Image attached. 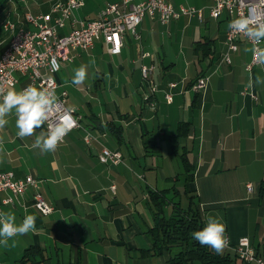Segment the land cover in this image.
<instances>
[{"label": "crops", "instance_id": "0c3cea01", "mask_svg": "<svg viewBox=\"0 0 264 264\" xmlns=\"http://www.w3.org/2000/svg\"><path fill=\"white\" fill-rule=\"evenodd\" d=\"M170 2L177 10L200 9L201 17L181 14L161 24L146 15L137 36L123 34L118 54L95 41L91 49H99L105 58L104 69L96 70L110 85L109 101L98 97L94 87L95 104H66L81 127L72 129L55 153L34 148L35 137L18 138L14 114L7 117L8 124L0 129V171L38 182L0 210L14 212L18 223L34 215L36 231L16 237L14 248L0 246V264H15L30 246L43 252V264H165L166 251L142 255L151 247L147 230L154 225L149 193L161 191L183 207L191 203L202 228L206 216L222 218L230 246L221 254L233 255L238 239L247 237L264 258V85L246 87L249 76L264 75V69H245L251 52L243 40L229 52L230 63L224 61L228 20L210 16L213 0ZM54 3L34 1L33 11L28 4L13 3L1 11L0 20L21 19L27 11L47 12ZM68 30L66 26L60 33ZM9 40L5 34L0 53ZM81 52L74 51L73 59L84 57ZM143 52L151 56L142 57ZM142 64L153 66L158 87L154 109L144 100ZM203 74L209 75L207 87L195 92L191 85ZM17 77L14 88L20 90L28 79ZM172 82L177 86L171 89ZM167 91L173 94L170 102ZM83 129L93 134L91 145L84 143ZM102 146L120 151L122 161H99ZM36 190L53 208L47 215L32 206Z\"/></svg>", "mask_w": 264, "mask_h": 264}, {"label": "built area", "instance_id": "2783aa9c", "mask_svg": "<svg viewBox=\"0 0 264 264\" xmlns=\"http://www.w3.org/2000/svg\"><path fill=\"white\" fill-rule=\"evenodd\" d=\"M83 5V0H56L47 12L35 14L27 11L23 13L21 19H12L7 16L0 22L2 31L10 39L0 53V84L5 88H13L18 82L17 74H20L27 76L26 79H28L24 87L32 84L54 91L59 98L60 110L67 113L72 129L80 128L81 125L74 111L66 105L67 92L55 91L59 87L55 77L61 63L72 60L74 51L77 49L86 51L93 47L95 41L102 40L108 53L118 54L121 51L123 34L129 32L137 36V26L146 15L155 19L157 17L161 24H166L170 19H176L181 14H196L199 18L201 17L200 9L180 6L177 10L170 0L139 2L121 0L120 3H107L93 19L78 21L73 11ZM258 12L264 18V0H213L209 7L212 18L218 19L225 16L228 22L249 13L256 18ZM66 26L69 28L68 32L61 34L60 31ZM239 40L249 44L243 36H238L227 28L225 33L227 52L223 58L226 63H230L229 52L237 50ZM141 56L151 55L149 52H143ZM53 62L59 65L58 70H53ZM256 65H258V57L251 53L250 60L245 63V69L251 71ZM140 71L141 83L146 90L144 100L150 108L154 109L155 101L152 98L158 91V87L152 78L153 66L142 64ZM208 81L209 75L203 74L191 85L192 89L195 92H202L206 89ZM176 86L177 84L172 82L168 87L172 89ZM164 96L168 102L172 101L171 91H167ZM83 130H85L84 143L91 145L93 134L87 129ZM121 154L118 150L102 146L97 156L101 162L118 164L122 161ZM37 182L32 176L17 178L12 171H0V194L9 193L0 198V205L18 202V198L27 188H37ZM246 187L247 190H252L251 184H247ZM110 188L114 190L115 186L111 185ZM32 206L43 215L49 214L53 209L38 190L33 194ZM229 242L228 238L226 247L230 246ZM234 250L237 257L245 264H264V258L255 253L247 237L239 238Z\"/></svg>", "mask_w": 264, "mask_h": 264}, {"label": "clouds", "instance_id": "9594fccd", "mask_svg": "<svg viewBox=\"0 0 264 264\" xmlns=\"http://www.w3.org/2000/svg\"><path fill=\"white\" fill-rule=\"evenodd\" d=\"M227 28L248 41L250 47L246 50L258 57L257 66L264 69V18L261 14L258 12L256 18H253L251 13L236 17L228 22ZM52 68L58 70L59 65L53 62ZM87 68L88 65H81L74 69L72 85L84 83L88 75ZM258 85H264V75L257 73L254 78L250 75L246 87L252 89ZM13 114L17 137L20 139L35 137L32 146L42 153H55L72 130L67 113L60 110L59 98L54 91L47 88L29 84L17 90L14 87L5 88L0 84V129L8 124L7 117ZM205 220V226L193 231L191 237L201 246L221 254L228 243L226 225L222 218L217 216L208 215ZM34 231H36L34 215H25L18 223L14 212L0 210V246L14 248L16 237ZM9 241L12 242L11 245Z\"/></svg>", "mask_w": 264, "mask_h": 264}, {"label": "trees", "instance_id": "16d2710c", "mask_svg": "<svg viewBox=\"0 0 264 264\" xmlns=\"http://www.w3.org/2000/svg\"><path fill=\"white\" fill-rule=\"evenodd\" d=\"M10 0H0V12ZM115 130L117 137H120ZM149 208L154 225L147 230L151 247L142 255L157 256L169 253L165 264H245L234 253L217 254L206 246L194 241L191 233L202 229L200 215L191 203L186 207L177 201H169L161 192L149 193ZM170 210L166 211V207ZM15 264H43L46 260L43 252L35 246L26 248Z\"/></svg>", "mask_w": 264, "mask_h": 264}, {"label": "rangeland", "instance_id": "374dc122", "mask_svg": "<svg viewBox=\"0 0 264 264\" xmlns=\"http://www.w3.org/2000/svg\"><path fill=\"white\" fill-rule=\"evenodd\" d=\"M34 1L40 2V0H10L8 5H19L23 6L24 4H28V7L32 10V5L34 4ZM56 1V0H55ZM84 5L82 7H79L73 11V15L77 20H88L95 18L98 11L101 9V7L105 6L108 2H117L120 3L121 0H83ZM27 2V3H26ZM186 6V5H185ZM102 7V8H103ZM33 11V10H32ZM1 13V12H0ZM9 15V13L6 14V16ZM3 16V15H2ZM0 16V19L2 18ZM10 17V16H9ZM1 21V20H0ZM67 33V32H66ZM65 32H61V34H66ZM5 38V34L2 31V28L0 27V41H2ZM2 39V40H1ZM5 43V42H3ZM1 51V48H0ZM82 50H76L75 52H79ZM82 56H78L75 59L72 58L71 61L62 62L59 71L56 74L57 82H59V87L57 90H55L57 93H59L62 90H65L67 92V105H74L80 107L82 103L91 102L94 103L95 99L93 98V92L94 87H96V93L98 97H102L105 99V101L108 100V92H110L109 83L107 81V78L102 79L101 75L97 73L98 67H101L104 69L105 65V58L102 56L101 51L99 49H88L81 52ZM87 54H89L88 57ZM83 59V60H82ZM94 61V63L92 62ZM81 65H88L87 68V78L81 85H72L71 84V78L74 74V69L78 68ZM58 77L60 78L61 82L58 81ZM99 78L98 84H96V79ZM69 103V104H68ZM95 104V103H94ZM81 113H84V110L81 109ZM185 197L182 196L181 200L182 202H185ZM172 199V198H171Z\"/></svg>", "mask_w": 264, "mask_h": 264}]
</instances>
